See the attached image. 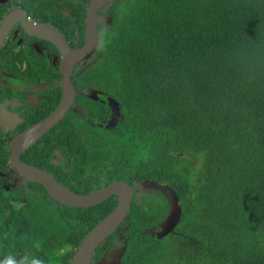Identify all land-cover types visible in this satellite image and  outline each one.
<instances>
[{
  "label": "trees",
  "instance_id": "1",
  "mask_svg": "<svg viewBox=\"0 0 264 264\" xmlns=\"http://www.w3.org/2000/svg\"><path fill=\"white\" fill-rule=\"evenodd\" d=\"M107 40L90 80L112 93L122 119L114 131L95 128L91 141L69 142L79 166L68 176L85 193L156 180L183 209L175 233L151 237L144 231L168 203L161 193L135 194L117 230L129 237L122 263L264 264V0H128ZM63 128L68 137L79 127ZM9 161L0 131V264H70L117 196L63 205L37 182L12 187Z\"/></svg>",
  "mask_w": 264,
  "mask_h": 264
},
{
  "label": "flooded vegetation",
  "instance_id": "2",
  "mask_svg": "<svg viewBox=\"0 0 264 264\" xmlns=\"http://www.w3.org/2000/svg\"><path fill=\"white\" fill-rule=\"evenodd\" d=\"M127 1L105 0L95 8L99 44L94 54L72 65L70 79L76 89L75 101L67 115L56 126L21 154L23 162L46 171L62 186L80 191L76 193L84 194L86 189L78 188L74 178L68 176L73 167L79 166V161L76 160L75 165L74 160L70 158L69 142L91 141L95 128L114 131L122 119L120 104L112 93L92 86L90 69L92 63L98 59L100 50L107 44V33L118 20ZM91 10H94L93 0H0V111L7 117V130L0 131L9 139V144L59 107L63 96L64 47L68 46L71 51H77L86 46L89 22L92 21ZM4 22H7V25L3 26ZM109 99H113L120 110L116 123L113 120L116 116L115 110ZM97 103L102 110H95L99 107ZM90 106H95V109L92 110L94 107ZM67 119L68 122L64 124ZM109 123L115 125L107 129ZM82 124H85V135L81 134ZM65 125L79 127L76 135L65 137ZM48 162L51 165H48ZM52 166L60 168L54 171ZM7 173L12 177V187H20L22 184L28 187L27 183L30 181L25 180L17 185L15 181L20 175L11 169ZM142 184L131 186L134 197L137 194L141 198L147 191L149 194L159 193L150 189L142 193ZM135 188L139 192H135ZM95 190L99 188L90 192ZM166 216L144 232L153 237V230L155 233L160 231L159 225ZM117 230L113 241L103 244V254L94 264L104 256L110 259L111 253L114 258L117 257L119 252L116 250L125 244L128 245L129 237L124 235V231ZM172 233H175V230Z\"/></svg>",
  "mask_w": 264,
  "mask_h": 264
},
{
  "label": "water",
  "instance_id": "3",
  "mask_svg": "<svg viewBox=\"0 0 264 264\" xmlns=\"http://www.w3.org/2000/svg\"><path fill=\"white\" fill-rule=\"evenodd\" d=\"M105 0H93L94 10H91L88 28V40L85 47L77 51H71L70 48L64 47L63 54L65 60L63 62V96L59 107L48 117L42 120L40 123L26 129L23 133L14 138L9 144L10 151V163L9 168L15 171L20 177L16 178V183L19 185L22 181H33L41 184L48 194L58 203L67 205L70 207L78 208H90L97 206L112 195L117 196V205L115 209L108 214L103 220H101L81 241L76 248L70 264H92L94 261L96 249L105 243V240L126 220L134 198L133 188L126 182L121 180H115L108 186L95 190L87 194H81L71 191L69 188L62 186L55 178L50 176L46 171L25 163L21 160V154L44 134L50 131L56 126L69 112L76 97V89L73 85L70 76L72 73V65L78 60H84L94 54L99 44L98 32L96 28V9L99 4ZM7 25L4 22L3 26ZM2 32V29L1 31ZM1 45V40H0ZM109 103L115 110V123L118 121L120 110L118 104L109 99ZM0 129L6 131L7 117L0 111ZM115 124L109 123L106 128L110 129ZM143 185L150 190H156L161 193L168 203V213L166 218L160 223V231L154 232L153 237L163 239L170 233L174 232L175 228L179 224L183 209L180 205V199L176 192L167 184H161L156 180L146 179ZM127 243V242H125ZM127 249V244L122 246L116 251L119 255L114 258L113 253L110 254V259H106L105 256L96 264H123L122 257Z\"/></svg>",
  "mask_w": 264,
  "mask_h": 264
},
{
  "label": "rangeland",
  "instance_id": "4",
  "mask_svg": "<svg viewBox=\"0 0 264 264\" xmlns=\"http://www.w3.org/2000/svg\"><path fill=\"white\" fill-rule=\"evenodd\" d=\"M142 187V193H143V191H145L146 189H148L146 186H144V185H142L141 186ZM147 192H149V191H147Z\"/></svg>",
  "mask_w": 264,
  "mask_h": 264
}]
</instances>
